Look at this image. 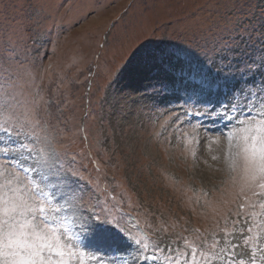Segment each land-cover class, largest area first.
<instances>
[{
	"label": "rangeland",
	"instance_id": "1",
	"mask_svg": "<svg viewBox=\"0 0 264 264\" xmlns=\"http://www.w3.org/2000/svg\"><path fill=\"white\" fill-rule=\"evenodd\" d=\"M9 27L25 61L14 71L27 72L0 63V112L29 110L21 132L54 137L57 155L32 176L57 205L85 196L68 241L83 264L92 253L137 264L122 229L148 253L169 240L207 248L236 219L264 240V201L239 196L234 171L247 126L203 115L264 84V0H0V33ZM21 141L0 132V148ZM9 159L0 153L32 163ZM158 255L148 264H168Z\"/></svg>",
	"mask_w": 264,
	"mask_h": 264
},
{
	"label": "snow or ice",
	"instance_id": "2",
	"mask_svg": "<svg viewBox=\"0 0 264 264\" xmlns=\"http://www.w3.org/2000/svg\"><path fill=\"white\" fill-rule=\"evenodd\" d=\"M17 33L18 30L12 27L0 33V63L5 66V70L26 78V68L23 73L14 71L15 65L23 68L25 64L17 52ZM245 70L254 71L255 66L248 65L246 69H240L241 72ZM205 108L208 111L203 115L212 119H223L230 124L240 122L247 126L249 134L244 138L242 151L236 149L234 171H239L244 180L238 195L244 198L255 196L264 201V84L243 88L234 94L230 104L220 106L215 112ZM189 114L184 112V115ZM0 117V132L13 137L23 134L27 140V143L21 141L17 147L0 148L5 161H13L9 157L18 156L20 164L29 159L32 162L31 166L23 167L0 163V169L3 170L0 171V264H74V256L83 264L85 253L73 251L68 241L74 235L70 225L83 219L80 214L86 210L83 203L85 196L69 192L65 203L57 205L49 192L32 176L37 166L47 165L57 155L50 150L54 137L49 138L48 130L43 129L45 136L40 138L34 135V127L32 133L21 132V129L33 124L29 110L0 112ZM220 135L231 142L230 133L221 132ZM243 206L240 205V208ZM259 207L264 209V202ZM236 215L239 217V213ZM97 218H101L99 214ZM122 231L140 250L137 264L155 262L161 252L167 256L168 264H264V240L252 235L253 229L247 218L243 224L240 219L234 220L233 230L228 231L226 228L223 237L207 248L201 243L199 247L193 246L188 250L185 243V251H180L179 241L174 246L169 240L167 244H157L148 253L146 244L134 238L130 232ZM90 258L95 259L96 264H107L93 253Z\"/></svg>",
	"mask_w": 264,
	"mask_h": 264
}]
</instances>
